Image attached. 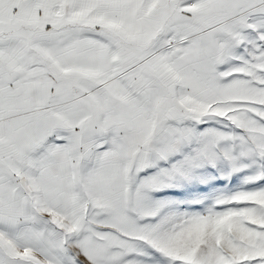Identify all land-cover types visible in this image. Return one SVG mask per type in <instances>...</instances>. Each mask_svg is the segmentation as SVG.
I'll return each mask as SVG.
<instances>
[{
  "label": "snow or ice",
  "instance_id": "obj_1",
  "mask_svg": "<svg viewBox=\"0 0 264 264\" xmlns=\"http://www.w3.org/2000/svg\"><path fill=\"white\" fill-rule=\"evenodd\" d=\"M0 264H264V0H0Z\"/></svg>",
  "mask_w": 264,
  "mask_h": 264
}]
</instances>
